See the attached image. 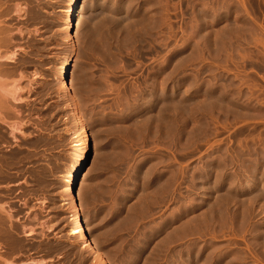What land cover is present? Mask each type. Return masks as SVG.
Wrapping results in <instances>:
<instances>
[{"label": "rangeland", "instance_id": "1", "mask_svg": "<svg viewBox=\"0 0 264 264\" xmlns=\"http://www.w3.org/2000/svg\"><path fill=\"white\" fill-rule=\"evenodd\" d=\"M7 1L2 51L19 56L3 68L35 87L18 119L6 115L26 136L9 139L0 123V152L16 161L0 175V205L14 211L12 234L0 233L9 264H96L67 235L85 138L82 208L106 264H264V0H84L71 76L85 129L57 79L72 0ZM44 224L52 232L22 235Z\"/></svg>", "mask_w": 264, "mask_h": 264}, {"label": "bare ground", "instance_id": "2", "mask_svg": "<svg viewBox=\"0 0 264 264\" xmlns=\"http://www.w3.org/2000/svg\"><path fill=\"white\" fill-rule=\"evenodd\" d=\"M2 0H0V2H1ZM9 1V0H8ZM7 1V2H8ZM83 1L84 0H72L71 1V8H70V10L68 11V16H67V25L68 26H66L65 27V32H64V34H65V42H66V44H67V50L69 51V53H70V57L69 58H67L66 59V61L61 65V67L59 68V73H57L58 75H57V79H58V83H59V85H60V87L58 86V88H60L61 90H62V93H63V95H62V97L66 100V104H67V107L71 110V113H72V116H73V121L75 122V123H77L78 125L80 124V126H81V128L84 126L83 125V119H82V116L80 115V107H79V102H78V97H77V95H76V90H75V85H74V81H73V79H72V72H71V69H72V67H74V64L76 63V54H77V51H78V40H77V34L79 33V31L81 30V27H82V18H81V14L83 13V11H84V7H85V4L83 3ZM129 2V1H128ZM121 4V3H120ZM124 4V3H123ZM116 5V4H115ZM126 5H128V4H126ZM130 5V4H129ZM132 5V4H131ZM120 6V5H119ZM118 6V7H119ZM152 6H153V4H152ZM166 6V5H165ZM116 7H117V5H116ZM125 7V6H124ZM127 7V6H126ZM125 7V10L127 9ZM129 7H131V6H129ZM149 8H150V6H148ZM155 7V6H154ZM159 7V6H158ZM157 7V8H158ZM16 8V7H15ZM86 8V7H85ZM93 8V7H92ZM113 8V7H112ZM115 8V7H114ZM116 9V8H115ZM129 9V8H128ZM147 9V8H146ZM151 9V8H150ZM162 9V8H161ZM170 9V8H169ZM91 10H93V9H91ZM113 10V9H112ZM122 10H123V8H122ZM121 10V11H122ZM129 10H131V8L129 9ZM164 10V9H163ZM1 11H3V10H1ZM21 11V10H20ZM19 11V12H20ZM6 12V11H5ZM113 12V11H112ZM111 12V13H112ZM123 12V11H122ZM17 13V12H16ZM93 13V12H92ZM114 13L116 14V12L114 11ZM113 13V14H114ZM128 13H129V11H128ZM132 13V12H131ZM1 14V13H0ZM208 14V13H207ZM109 15V14H108ZM214 15V14H213ZM110 16V15H109ZM131 16V15H130ZM7 17V16H6ZM116 16H114V18H115ZM212 17V16H211ZM214 17V16H213ZM125 18V17H124ZM110 19V18H109ZM108 19V20H109ZM118 20H119V17L117 18ZM197 19V18H196ZM199 19V18H198ZM208 19V18H207ZM110 20H112V19H110ZM122 20V19H121ZM120 20V21H121ZM218 20V19H217ZM113 21V20H112ZM115 21V20H114ZM200 21V20H199ZM214 21H216V20H214ZM213 21V22H214ZM110 22V21H109ZM152 22V21H151ZM207 22V21H206ZM89 23V22H88ZM92 23H93V21H92ZM112 23V22H111ZM120 23V22H119ZM119 23H117V24H115V25H118ZM201 23V22H200ZM202 23H203V21H202ZM103 24V23H102ZM129 24H131V23H129ZM205 24V23H204ZM203 24V25H204ZM215 24V23H214ZM120 25V24H119ZM207 25V24H206ZM103 26V25H102ZM148 26V25H147ZM207 27V26H206ZM205 27V28H206ZM88 28V27H87ZM229 28V27H228ZM8 30V29H7ZM6 29H3V28H1L0 27V123L1 124H9L8 125V128H9V130H10V136L12 137V138H10L9 137V139H13L14 141L16 140V141H18V139H17V135H20V136H22L23 135V137H25L26 136V134L25 133H23L24 131H23V129H24V126H26L25 125V123L23 124V123H20L19 121H13V122H6V115L8 114V116L7 117H9V116H12V117H18L19 118V116H21V109L19 108L21 105H23L24 104V106L26 107V102H28V100L27 99H25V95L26 94H30L31 92H33V90L35 91V87H32L31 86V84L29 83H27V84H25V85H23V83L21 82L25 77H24V75H23V71L20 73L21 75V80L19 79V80H15V78H12V76H14V73H16L17 74V72H15V70L14 71H12V70H10V71H12V72H7V71H5L4 69L5 68H3V65H6V63H8L7 65H12V64H14L17 60H18V53L16 52V51H13V52H11V53H7V54H5L4 55V53H3V51H2V47H4V46H10L11 45V42H12V39L11 38H3V36H4V34L7 32V34H8V31H7ZM75 31V32H74ZM212 32V31H211ZM212 34V33H211ZM226 35V34H225ZM211 36V35H210ZM10 37V36H9ZM202 38V37H201ZM212 37H210V39H211ZM209 39V40H210ZM12 47V46H11ZM18 51V50H17ZM20 62V61H19ZM5 63V64H4ZM16 64V63H15ZM7 70V69H6ZM14 72V73H13ZM16 74H15V77H16ZM11 78H12V80H11ZM36 78V77H35ZM14 79V80H13ZM153 79V78H152ZM9 80V81H8ZM179 84V83H178ZM60 90V91H61ZM152 91V90H151ZM175 92V91H174ZM153 93V92H152ZM151 93V94H152ZM28 97V96H27ZM149 97V96H148ZM147 98V97H146ZM152 98V97H151ZM63 99V100H64ZM150 99V98H149ZM215 99V98H214ZM25 100H27V101H25ZM239 100V99H238ZM248 100V99H247ZM152 101V100H151ZM163 101V100H162ZM171 101V100H170ZM157 102V101H156ZM206 102V101H205ZM165 103V102H164ZM169 103V102H168ZM175 103V102H174ZM173 103V104H174ZM179 103H180V101H179ZM242 103V102H241ZM171 104V103H170ZM177 104V103H176ZM176 104H175V106H176ZM29 105V104H28ZM151 105V104H150ZM172 105V104H171ZM170 105V106H171ZM179 105V104H178ZM208 105H210V104H208ZM214 105V104H213ZM217 105V104H216ZM220 105V104H219ZM156 106V105H155ZM221 106H224V105H221ZM29 107V106H28ZM230 107H231V105H230ZM20 110H19V109ZM21 108H23V106L21 107ZM216 108V107H215ZM225 108H226V106H225ZM174 109H176V108H174ZM214 109V108H213ZM227 109V108H226ZM229 109H231V108H229ZM225 110V109H224ZM228 110V109H227ZM23 112V111H22ZM82 113V112H81ZM23 114V113H22ZM28 115V114H27ZM180 116V115H179ZM183 116V115H182ZM151 117V116H150ZM149 117V118H150ZM153 117V116H152ZM159 117V116H158ZM17 118V119H18ZM155 118H156V115H155ZM184 118V117H183ZM195 118V117H194ZM11 119V118H10ZM153 119V118H152ZM161 119V118H160ZM159 119V120H160ZM186 119V118H185ZM7 120H9V118H7ZM12 120H16V119H12ZM195 120V119H194ZM22 121V120H21ZM141 121V120H140ZM147 121V120H146ZM149 123H151V120L149 119ZM134 122V121H133ZM153 122V121H152ZM159 122V121H158ZM140 123H142V122H140ZM147 123V122H146ZM76 124V125H77ZM156 124V123H155ZM28 125V124H27ZM150 126V125H149ZM159 126V125H158ZM160 126H162V125H160ZM0 127H2V126H0ZM4 127V126H3ZM6 127V126H5ZM141 127V126H140ZM7 128V127H6ZM84 128V127H83ZM193 128V127H192ZM5 129V128H4ZM85 129V128H84ZM138 129V128H137ZM141 129H142V127H141ZM1 130H3V129H1L0 128V131ZM177 130V129H176ZM8 131V130H7ZM173 131H174V129H173ZM185 131V130H184ZM1 132H4V130L3 131H1ZM193 132V131H192ZM9 133V132H8ZM95 133V132H94ZM195 133V132H194ZM193 133V134H194ZM1 134V133H0ZM4 134V133H3ZM25 134V135H24ZM9 135H7V136H9ZM89 135H91V134H89ZM93 135V134H92ZM95 135V134H94ZM94 135H93V137H94ZM172 135H173V133H172ZM1 136H3V135H1ZM0 136V137H1ZM181 136V135H180ZM4 137V136H3ZM3 137H1V138H3ZM85 137H88V133H87V131H86V135H85ZM90 137H92V136H90ZM92 137V138H93ZM175 137V136H174ZM178 137V136H177ZM186 137V136H185ZM0 138V139H1ZM8 138V137H7ZM95 138V137H94ZM197 138V137H196ZM4 139V138H3ZM3 139H1V140H3ZM86 139V140H85ZM84 140H85V142H86V144L84 145V147H82V149L80 150V153H79V163H78V165L76 166V167H74L73 168V172L69 175V179H68V182H69V186H70V191H71V196H68V200H67V203H65V205L66 204H68V205H70V210H71V221H72V223H73V226L70 228V230H69V232L67 233V235L68 236H73L74 237V239H75V241H74V243L77 241L78 243H80V245H81V247H82V249H84V250H86V251H88L89 252V254L91 255V257H92V259H93V261L96 263V264H106V260L104 259V255H103V253L100 251V249L98 248V246H97V241L94 239V238H92V237H89L88 236V234H87V229L89 228H87V225H89V219L86 217V215L83 213V208H82V197H83V192L85 191V189L83 188V186H85L86 184L84 183V181H85V178L88 176V173H86V171H85V168H86V166H87V164H88V153H89V151H91V148H90V145L89 144H87V138H85ZM188 139V138H187ZM5 140V139H4ZM7 140V139H6ZM193 140V139H192ZM93 142V141H92ZM1 143V142H0ZM9 143V142H8ZM10 144V143H9ZM1 146H3V145H1ZM13 147V146H12ZM95 147V146H94ZM97 148V147H96ZM7 149V148H6ZM6 149H4V150H6ZM9 150H10V148H9ZM16 150V149H15ZM29 150V149H28ZM94 150V149H93ZM14 151V150H13ZM8 152V154L9 155H7L6 153ZM15 152V151H14ZM17 152H18V150H17ZM29 152V151H28ZM92 152V151H91ZM90 152V153H91ZM10 153H12V151L10 152ZM9 153V151H4V152H0V175H1V177H3V175L2 174H4L3 172L5 171V170H3V169H7V165L9 164H6L5 162L9 159V157H10V155H12V154H10ZM6 154V155H5ZM16 154H18V153H16ZM15 155V154H14ZM7 156H9V157H7ZM20 156V155H19ZM18 156V157H19ZM42 156V155H41ZM12 157V159H14L13 157L14 156H11ZM11 157H10V161L12 162V164H14L13 163V161L15 160H11ZM28 158V157H27ZM25 160V159H24ZM18 161H20L19 160V158H18ZM23 161V160H22ZM9 162V161H8ZM160 162V161H159ZM94 163V162H93ZM6 164V168H3V165H5ZM20 164V163H19ZM91 164V163H90ZM13 166V165H12ZM11 166V167H12ZM16 167V166H15ZM9 168V167H8ZM90 168V167H89ZM7 171V170H6ZM9 171V170H8ZM84 171H85V173L86 174H84V176H83V174L82 173H84ZM22 172V171H21ZM7 174H10L11 175V173H8V172H6ZM19 173H20V171H19ZM172 174V173H171ZM5 175V174H4ZM9 175V176H10ZM13 175V174H12ZM175 175V174H174ZM195 175V174H194ZM6 176V175H5ZM83 176V177H82ZM7 177V176H6ZM17 177V176H16ZM171 177V176H170ZM11 178V177H10ZM172 178V177H171ZM4 179V178H3ZM7 179H8V177H7ZM168 179H170V178H168ZM167 179V180H168ZM173 179V178H172ZM5 180V179H4ZM169 182H170V180H168ZM172 182V181H171ZM170 182V183H171ZM199 182H201V181H199ZM205 182V181H204ZM252 182V181H251ZM164 183V182H163ZM166 184V183H165ZM175 184V183H174ZM236 184V183H235ZM162 185V184H161ZM167 185H169V183L167 184ZM171 185V184H170ZM169 185V186H170ZM161 187H164V186H161ZM166 187V186H165ZM158 188V187H157ZM167 188V187H166ZM170 188V187H169ZM168 188V189H169ZM167 189V190H168ZM171 189H172V187H171ZM171 189H170V192H171ZM174 189V188H173ZM84 190V191H83ZM165 190V189H164ZM174 191V190H173ZM165 192V191H164ZM85 193V192H84ZM167 194V193H166ZM168 194H170V193H168ZM160 195H162V194H160ZM157 196H159V195H157ZM163 197H164V195H162ZM169 196V195H168ZM172 196V195H171ZM174 196V195H173ZM259 196V195H258ZM166 197V196H165ZM231 197H232V195H231ZM169 198V197H168ZM171 198V197H170ZM223 198V197H222ZM225 198V197H224ZM229 198V197H228ZM257 198V197H256ZM260 198V197H259ZM263 198V197H262ZM159 199V198H158ZM162 198H160V200H161ZM164 199V198H163ZM162 199V200H163ZM161 200V201H162ZM218 200V199H217ZM233 200V199H232ZM241 200V199H240ZM257 200V199H256ZM255 200V201H256ZM260 200V199H259ZM168 201V200H167ZM192 201V200H191ZM221 201V200H220ZM227 201V200H226ZM248 201V200H247ZM1 202H3V201H1ZM156 202H157V200H156ZM163 202V201H162ZM165 202V201H164ZM171 202V201H170ZM170 202H167L168 203V205H169V203ZM217 202V201H216ZM233 202V201H232ZM244 202H245V200H244ZM253 202V201H252ZM160 203V202H159ZM159 203H157L158 205H159ZM215 203V202H214ZM255 203V202H254ZM5 204V203H4ZM234 204V203H233ZM243 204V203H242ZM160 205H162V204H160ZM159 205V206H160ZM213 205V204H212ZM220 206H222V205H220ZM7 207V208H6ZM8 207L9 206H5V205H0V233H1V230H3L4 231V225L7 227L8 226V229H10V234H12L11 233V227H12V223L14 222V217H13V210L12 209H8ZM157 207V206H156ZM211 208V207H210ZM175 209V208H174ZM174 209H173V211H174ZM216 209V208H215ZM221 209H222V207H221ZM212 209H210V211H211ZM214 210V209H213ZM213 210H212V212H213ZM173 211H171V212H173ZM210 211H209V214H210ZM217 211V210H216ZM215 211V212H216ZM220 211V210H219ZM211 212V213H212ZM223 212V211H222ZM70 213V212H69ZM217 213V212H216ZM221 213V212H220ZM252 213V212H251ZM170 214V213H169ZM215 214V213H214ZM218 214V213H217ZM236 214V213H235ZM172 215V214H171ZM212 216H213V214H211ZM210 215V216H211ZM220 215V214H219ZM224 215V214H223ZM167 216V215H166ZM169 216V215H168ZM215 216V215H214ZM213 216V217H214ZM218 216V215H217ZM216 216V217H217ZM227 216V215H226ZM212 217V218H213ZM225 217V216H224ZM236 217V216H235ZM34 218H36V217H34ZM33 218V219H34ZM166 218V217H165ZM210 218L211 217H209V215H207L205 218H204V223H206V221L208 222V220L209 221H211L210 220ZM218 218V217H217ZM227 218V217H226ZM33 219H31V220H33ZM214 219V218H213ZM225 219V218H224ZM197 220V219H196ZM200 220H201V218H200ZM215 220V219H214ZM233 220V219H232ZM238 220V219H237ZM248 220V219H247ZM16 221H17V219H16ZM35 221V220H34ZM174 221V220H173ZM192 221V220H191ZM194 221V220H193ZM226 221H227V219H226ZM230 221V220H229ZM176 222V221H175ZM199 222V221H198ZM202 222H203V220H202ZM232 222V221H231ZM242 222V221H241ZM16 223H19L18 221L16 222ZM193 223V222H192ZM196 223H197V221H196ZM195 222H194V224L193 225H188V226H186V227H184L183 226V228H184V230L182 231V229H181V231H182V236H185V235H187V236H191V235H189V234H191L193 231H195L194 230V225L195 226H197V224H199L200 225V223H197L196 224ZM209 223V222H208ZM216 223H218V222H216ZM215 223V224H216ZM227 223V222H226ZM235 223V222H234ZM246 223V222H245ZM7 224V225H6ZM160 224V223H159ZM204 225V224H203ZM52 226H54V225H49V224H44V225H42V226H39V227H23V229H22V235H24L25 237H33L34 235H37L38 234V230H46V231H48V232H52V230H51V228H53ZM201 227H202V225H200ZM207 226V225H206ZM20 227V226H19ZM178 227V226H177ZM199 227V226H198ZM167 228V227H166ZM14 229V228H13ZM90 229V228H89ZM219 229V228H218ZM171 230V229H170ZM169 230V231H170ZM175 231H176V229H175ZM7 232V231H6ZM8 232H9V230H8ZM88 232H89V230H88ZM179 232V231H178ZM41 233V232H40ZM168 233V232H167ZM175 233V232H174ZM177 233V232H176ZM258 233V232H257ZM41 234H43V233H41ZM171 234V233H170ZM213 234V233H212ZM261 234V233H260ZM259 234V235H260ZM168 235V234H167ZM175 235H177V234H174V237H170L167 241H172L174 238H175ZM179 235H180V233H179ZM178 235V236H179ZM171 236H172V234H171ZM181 236V235H180ZM167 237V236H166ZM72 238V237H71ZM168 238V237H167ZM163 239V238H162ZM165 239V238H164ZM177 239V238H176ZM72 240V239H71ZM166 240V239H165ZM164 240V241H165ZM73 241V240H72ZM72 241H70V239H68V240H64V242H66V243H73ZM171 243V242H170ZM262 244V243H261ZM197 246V245H196ZM20 248V247H19ZM218 248V247H217ZM186 250V249H185ZM200 253V252H199ZM3 254V249H2V247H0V264H9V263H11V262H9V261H7L5 258H4V256L2 255ZM238 257V256H237ZM188 259V258H187ZM209 259V258H208ZM234 260V259H233ZM186 261V260H185ZM230 261V260H229ZM238 261V260H237ZM189 262V261H188ZM208 262V261H207ZM212 262V261H211ZM174 263V262H173ZM206 263V262H205ZM26 264H46V262L44 261V260H40V261H38V262H31V263H26ZM186 264V263H185ZM203 264V263H202Z\"/></svg>", "mask_w": 264, "mask_h": 264}, {"label": "flooded vegetation", "instance_id": "3", "mask_svg": "<svg viewBox=\"0 0 264 264\" xmlns=\"http://www.w3.org/2000/svg\"><path fill=\"white\" fill-rule=\"evenodd\" d=\"M21 193V191H18L17 193H16V195H19ZM14 202H16V203H19V205H20V200L19 199H17V200H15ZM16 211V210H15Z\"/></svg>", "mask_w": 264, "mask_h": 264}]
</instances>
